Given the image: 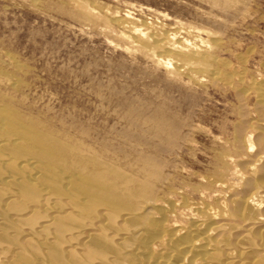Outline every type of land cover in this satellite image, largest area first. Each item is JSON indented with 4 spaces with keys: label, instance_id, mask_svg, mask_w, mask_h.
<instances>
[{
    "label": "rangeland",
    "instance_id": "1",
    "mask_svg": "<svg viewBox=\"0 0 264 264\" xmlns=\"http://www.w3.org/2000/svg\"><path fill=\"white\" fill-rule=\"evenodd\" d=\"M161 32L207 47L219 77L173 74L151 48L130 38ZM263 80L264 0H0V116L16 123L8 132L31 156H69L62 161L71 172L78 171L76 162L90 171L105 161L104 167L137 177L144 163L154 162L168 177L156 186L167 229L183 234L206 218V226L226 223L221 250L236 248L247 227L233 215L234 203L250 194H243L249 179L264 180L255 176L264 154V108L252 90ZM164 120L161 129L156 123ZM260 198L246 221L261 219L264 230V194ZM263 245L264 238L260 254Z\"/></svg>",
    "mask_w": 264,
    "mask_h": 264
},
{
    "label": "bare ground",
    "instance_id": "2",
    "mask_svg": "<svg viewBox=\"0 0 264 264\" xmlns=\"http://www.w3.org/2000/svg\"><path fill=\"white\" fill-rule=\"evenodd\" d=\"M114 20L121 25L123 24V19L121 18L114 17ZM130 38L142 47H149V50L151 48L156 60L163 67L171 68L169 70L173 74L184 76L189 80L193 79L198 72L206 73L214 78L219 77V70L215 68L218 61L211 57L207 47L187 44L184 41L177 40L176 34L162 32L147 35L134 33L133 36L130 34ZM208 44L210 43L208 42ZM240 83L242 84V82ZM241 89L237 91L239 92ZM252 90L259 106L264 108V85H261L260 82V85H254ZM234 106L236 107V105ZM244 110L245 112L248 111L245 108ZM243 116L245 117L246 115ZM4 118L6 119V117ZM7 122L9 121L7 120ZM7 122L0 116V264H264V251L262 252L263 254L258 251L264 238V230L261 229L262 221L261 219L253 223L249 221L250 224L247 222L250 218H247V213L254 206L256 207V199H261V194H264V180L259 182L255 177L251 180L249 179L245 186L246 188L244 187L243 194L247 191H250V194L248 196H240L236 200L233 209L234 214L229 211L230 214L238 216L245 222L243 224L247 223V227L244 228L243 226V236L240 238L237 236L235 239L233 246L236 248L221 250L219 247H222L223 239L221 240V238L227 230L226 223H214L206 226L208 220L206 218L200 219L198 223L194 222L195 224L189 227L187 231H183V234H181V228L175 231L167 229L164 225L166 219L164 209L158 205L160 196L156 197V186L164 179L167 180L166 178L168 177L164 176V179L161 177L163 173L162 175L160 174L159 167L154 162L144 163L141 168L138 166L140 170L134 166L136 170L140 171V175L137 177H130V172L126 176L128 170H126L124 175L122 173L125 171L122 169L118 171L111 167H104L105 164L103 165V163L105 161L103 162V159L101 160L103 168L95 166L97 163L92 164L89 161V164H92L95 169L91 168L92 170L86 171V166L83 165L84 162L82 164L76 162L78 169L73 166L75 163L70 167H73V169L76 167L75 169L78 171L71 172L67 167L68 165L62 161L69 156H49L47 153L48 156L29 155L27 152L29 148H25L22 140L13 136L9 133L10 131L8 132V128L13 125L16 126V123L9 125ZM156 124L161 129L167 128L165 120ZM168 129L169 137L173 138L175 132L170 128ZM235 130H233V133L239 132H234ZM243 131L245 132L244 128ZM50 144H52L51 141ZM28 146L31 147L32 145L28 144ZM48 147L47 150L49 149ZM225 149L227 151V147ZM223 156L224 154H222ZM90 157L93 158L92 156ZM94 157L97 158L98 156ZM72 158L73 156L70 159ZM80 159L83 160L82 158ZM94 159L93 162L96 160ZM92 165L90 166L92 167ZM106 165L110 166L108 163ZM124 165H126V162ZM131 165H135V163ZM226 165L224 167L227 170ZM127 168L132 169L133 167L131 168L129 163ZM250 171L252 172V170ZM135 173L137 174V171ZM256 175L260 178L264 176V154L260 158V165L256 170ZM224 176L226 177V175ZM225 177L221 178L225 179ZM195 188L197 189V187ZM158 190L160 191L159 188ZM184 200L187 201L185 198ZM169 208L171 209V205ZM261 208L263 209L264 207H260V211ZM199 209L201 212V208ZM260 213L262 214L263 212ZM235 218L233 217L232 220H239ZM187 221L189 220L187 219ZM182 228L184 229L185 226ZM240 239L249 241L251 246L240 245ZM231 243L233 244L232 241ZM254 247L257 249H254Z\"/></svg>",
    "mask_w": 264,
    "mask_h": 264
}]
</instances>
